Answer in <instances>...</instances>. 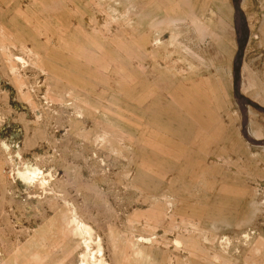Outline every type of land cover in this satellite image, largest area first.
<instances>
[{
	"label": "rangeland",
	"instance_id": "1",
	"mask_svg": "<svg viewBox=\"0 0 264 264\" xmlns=\"http://www.w3.org/2000/svg\"><path fill=\"white\" fill-rule=\"evenodd\" d=\"M237 3L0 0V264H264V0Z\"/></svg>",
	"mask_w": 264,
	"mask_h": 264
},
{
	"label": "water",
	"instance_id": "2",
	"mask_svg": "<svg viewBox=\"0 0 264 264\" xmlns=\"http://www.w3.org/2000/svg\"><path fill=\"white\" fill-rule=\"evenodd\" d=\"M237 0H233V3H234V7L236 10H238V3L236 4ZM247 40H248V33L245 35V38H244V41L243 43H241L239 45V54H240V60H239V63L238 65L235 66V79L237 80L238 76H239V72H240V69H241V61H242V57H243V52H244V48L247 44ZM237 92V91H236ZM245 102H248L247 100L244 99Z\"/></svg>",
	"mask_w": 264,
	"mask_h": 264
},
{
	"label": "bare ground",
	"instance_id": "3",
	"mask_svg": "<svg viewBox=\"0 0 264 264\" xmlns=\"http://www.w3.org/2000/svg\"><path fill=\"white\" fill-rule=\"evenodd\" d=\"M248 134V133H247ZM84 228L87 230V231H89V232H91L92 231V228L91 227H89V226H87V225H84ZM88 245V244H87ZM89 246V245H88ZM99 249V248H98ZM102 251V250H101ZM99 253H100V251H99ZM101 256H102V254H101ZM82 264V263H81ZM100 264V263H99Z\"/></svg>",
	"mask_w": 264,
	"mask_h": 264
}]
</instances>
